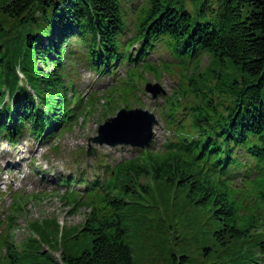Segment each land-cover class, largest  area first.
<instances>
[{"label":"trees","instance_id":"obj_1","mask_svg":"<svg viewBox=\"0 0 264 264\" xmlns=\"http://www.w3.org/2000/svg\"><path fill=\"white\" fill-rule=\"evenodd\" d=\"M157 48L169 56L160 63L149 59ZM80 63L99 77L128 67L104 92L102 118L119 103L139 105L145 73L177 71L162 110L170 134L113 166L100 154L107 177L61 195L76 212L89 209L84 225L35 220L28 227L38 238L20 248L2 231L0 264H133L124 210L131 201L137 213L155 209L137 202L161 197L142 178L208 215L230 264H264V0H0V136L47 141L86 121L100 98L79 93ZM16 197L10 230L26 198ZM45 247H63L60 260Z\"/></svg>","mask_w":264,"mask_h":264},{"label":"rangeland","instance_id":"obj_2","mask_svg":"<svg viewBox=\"0 0 264 264\" xmlns=\"http://www.w3.org/2000/svg\"><path fill=\"white\" fill-rule=\"evenodd\" d=\"M132 33L133 28L130 27L127 35ZM130 49L136 52L138 46ZM167 56L160 48L149 52V59L154 63H160ZM201 63L208 64L207 56L202 58ZM127 69V66H121L116 70L117 76L105 78L94 75L81 63L77 65L75 72L79 79V93L85 101L94 93L96 98H100V103L91 113L86 114V121L79 117L72 131L63 132L49 141L25 135L14 147L0 137V233L9 230L16 248H20L30 235L37 237L28 227L35 220L42 222L50 219L54 223L53 219H56L60 227H82L89 209L82 207L76 212L74 204L61 199V195L70 188L83 193L87 189V181L92 183L97 178L103 181L107 177L104 168L98 167L103 159L100 154L103 155L105 164L113 166L124 159L136 157L141 151L131 146L92 144L96 156L87 154L90 138L97 134L99 125L105 121L101 116L102 104L106 103L104 92L120 78L126 77ZM145 77L147 82H158L167 90L168 96L175 91L180 81L177 71L163 74L160 79L149 73H145ZM138 87L140 90L136 93L140 101L135 106L153 112L159 120L154 128L153 140L157 150L170 134L161 113L166 106V97L153 100L149 93L144 92V83ZM119 104V107L124 106L123 103ZM82 173L85 174L84 181H81ZM64 178L72 180V184L62 185ZM140 183H150L152 190H158L161 197L155 198L150 194L156 205L140 198L137 202L144 207H156L155 209L143 208L141 213H137L135 208H131V201L129 208L124 210L125 242L132 251L133 264H230L222 254V248L213 239V231L217 229V225L213 220L209 222L208 215H200L192 207L181 208L184 199L180 192H176L173 199L170 190L162 184H158L156 188L147 178H142ZM153 192L157 196L158 192ZM18 195L26 198L21 213L15 216L16 224L10 230L8 217ZM186 212L190 214L185 215ZM45 248L52 257L60 260L63 247ZM49 262L48 264H54L53 261Z\"/></svg>","mask_w":264,"mask_h":264},{"label":"water","instance_id":"obj_3","mask_svg":"<svg viewBox=\"0 0 264 264\" xmlns=\"http://www.w3.org/2000/svg\"><path fill=\"white\" fill-rule=\"evenodd\" d=\"M145 91L152 94L153 99L158 95H166V91L158 83H147ZM158 124L155 114L142 108L121 109L115 117L108 118L98 128L97 136L90 139L98 145L116 146L131 145L144 149L154 137V126ZM94 150L89 143V153Z\"/></svg>","mask_w":264,"mask_h":264}]
</instances>
